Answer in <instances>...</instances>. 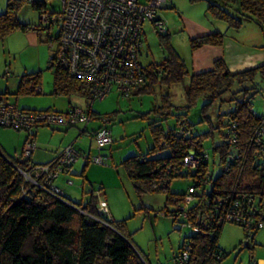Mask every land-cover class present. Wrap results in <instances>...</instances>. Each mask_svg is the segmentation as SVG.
<instances>
[{
	"label": "trees",
	"instance_id": "1",
	"mask_svg": "<svg viewBox=\"0 0 264 264\" xmlns=\"http://www.w3.org/2000/svg\"><path fill=\"white\" fill-rule=\"evenodd\" d=\"M198 1L203 0H189L190 3ZM205 1L210 19L223 23L227 30L237 31L244 22L259 30L264 27V0ZM22 2L37 11L39 18L42 13H50L46 12L45 0H6L4 12L0 14V41L14 30L21 33L50 30L49 25H42L39 19L36 26L19 22L16 11ZM161 34L156 33L160 37ZM166 37L164 35L160 43L164 48L161 63L142 67L146 82L131 94L152 93L161 87L165 90L160 97L161 104L151 111L154 119L147 125L153 147L144 155L123 159L119 167L138 198L145 194H164L166 205L172 206L171 210L162 211L164 217H170L174 223L179 219L182 226L191 229L192 234L178 249L180 253L188 248L184 264H220L224 254L218 247V239L224 223L241 227L244 238L250 241L259 229L258 224H264V133L255 136L264 118L253 113L250 102L257 93L253 85L255 77L264 79V61L255 68L230 74L217 58L209 70L194 73L187 69ZM50 38L45 42L49 43ZM223 39V33L212 32L190 38L188 45L193 52L202 47H220ZM46 69L52 70L54 96H78L89 101L84 113L89 121L96 118L90 110L93 101L89 99L87 83L71 78L59 68ZM39 74L21 76L12 95H38ZM175 85L183 87V107L170 103L168 90ZM4 98L0 95V104H7ZM199 99L203 101L200 122L206 121L208 130L193 134L186 113ZM217 101L226 108L225 111L218 108L213 124L206 114ZM112 117L96 118L101 122L98 128L104 126L109 130L106 124ZM167 118H173L174 125L163 131L160 122ZM98 128L91 132V137ZM231 130L236 136L234 145L228 143ZM81 133H85V129ZM214 133L219 137L218 143L213 142ZM208 138L211 166L216 164L219 168L215 176L203 148V141ZM161 150L167 154L155 157ZM189 153L196 162L194 169L183 164V158ZM86 157L90 156H85L80 177L89 164ZM28 159L7 157L0 151V264H146L125 233L123 221L111 219L107 207L98 202L94 193L89 194L84 204L72 203L63 195L55 198L24 183L20 172L28 173L38 166ZM182 167L187 170L185 177L192 178L191 184L184 193H169L168 183L180 177L177 171ZM201 181L206 184L202 185ZM185 197L190 198L187 203ZM100 205L106 208L107 214L98 210ZM230 215L242 217L243 223L226 220Z\"/></svg>",
	"mask_w": 264,
	"mask_h": 264
},
{
	"label": "rangeland",
	"instance_id": "2",
	"mask_svg": "<svg viewBox=\"0 0 264 264\" xmlns=\"http://www.w3.org/2000/svg\"><path fill=\"white\" fill-rule=\"evenodd\" d=\"M45 1L46 12H59L60 0ZM0 2L1 7H4L6 0H0ZM166 3L169 4V8L157 12V17L163 22L165 33H159L161 37L157 36L154 31H151L149 24H144V39L138 62L141 67L148 64H160L164 54V48L160 43L164 35H167L166 38L170 46L191 72L188 45V40L193 37L190 35L191 32L196 31L199 27L210 29L212 23L217 21L210 19L207 15L205 0L195 3H190L189 0H166ZM16 17L21 23L34 26L38 24L37 11L33 10L27 2L21 3L16 11ZM250 29L253 32H250ZM229 31L232 37L242 42L246 47L250 46L249 41H254V36L257 33L256 28L248 22H244L237 31ZM259 31L264 33V27ZM56 32L55 26L50 30L39 31V33L32 32L30 33L33 39L32 43L27 38L28 34L24 35L20 31L14 30L0 41V95L2 97L10 98L13 104L17 101L18 107L27 106L28 108H36V110L51 108L50 110L65 113L69 108L67 103L70 102L73 107L85 111L90 102L83 98L51 95L52 70L46 69L51 51L48 48V42L46 43L45 40L55 35ZM54 48L55 45L53 44L51 49L54 50ZM33 72H40L39 94L20 96L14 101V97L11 96H13L19 78L24 74ZM186 82L187 79L184 80V84ZM253 85L257 93L250 100L252 111L257 116L264 118V79L256 76ZM164 92V88L161 87L155 88L152 93L126 97L120 96L113 87L102 100L93 101L90 110L96 118L113 115L111 121L106 124L110 130L112 143L109 145L110 147L107 146L101 151L96 149L91 137V132L101 125L100 120H95L96 118L89 121L85 127L78 125L71 128H36L43 133V139L49 141L54 147L51 150L38 147L41 150L38 151L39 153L43 152L46 155L45 151H47L48 156H50L57 153L58 147L64 149L71 145L72 149L80 155L90 152L92 157L97 155L107 157L106 164L104 163L102 166L109 169L101 170V172L98 171L100 166L88 164L84 170V177H80L75 170L76 168L73 167L76 175H68L67 181H71L73 184L66 186V198L72 203L84 204L88 200L89 194L94 193L93 195L98 197L99 203L105 206L107 204L108 214L114 221H123L125 233L146 264H175L174 258L179 253V247L185 238L192 234L191 229L182 226L179 219L174 223L170 217H164L162 211L172 209V206L166 205L164 194H145L138 198L122 168L119 167V163L123 159L138 154L144 155L153 147L152 135L147 125L154 119L151 111L161 104L160 97ZM168 93L172 106L183 107L185 105L181 85L172 86ZM202 103L203 101L199 99L186 113V120L192 124L193 134H200L208 130L206 121L200 122ZM222 104L219 101L215 102L206 114L213 124L218 108L220 107V111H225L226 107ZM173 125V118H167L160 122L163 131ZM82 129H85V133H80ZM33 131H14L0 127V142H13L15 136L20 138L27 133L32 134ZM50 134H52L51 138ZM219 141V137L214 133L213 142L218 143ZM203 148L208 156V166L215 176L218 174L219 168L216 164L213 168L211 166L209 138L203 141ZM20 149L21 146L18 147L16 153L10 150L4 155L11 158L15 154L19 156ZM34 154L35 163L44 165L42 160L46 156L36 159ZM166 154V151L161 150L154 156L162 157ZM75 163H79L77 170H81L84 163L83 158H77ZM177 172L180 177L172 178L168 183V191L172 194L184 193L191 184L192 178L185 177L187 170L184 167ZM75 181H78L77 185L74 183ZM81 182L84 184L82 189L79 186ZM218 247L224 254L220 264H264V224L250 241L244 238L241 227L232 223H224L218 239Z\"/></svg>",
	"mask_w": 264,
	"mask_h": 264
},
{
	"label": "built area",
	"instance_id": "3",
	"mask_svg": "<svg viewBox=\"0 0 264 264\" xmlns=\"http://www.w3.org/2000/svg\"><path fill=\"white\" fill-rule=\"evenodd\" d=\"M168 8L166 0H60L59 12L42 13L39 18L42 25L57 29L48 43L51 54L47 67L59 68L71 78L87 83L91 101L102 100L113 87L120 96L128 97L146 82V73L138 62L144 39L143 26L149 24L151 31L164 33L157 12ZM53 44L54 50L51 49ZM88 122L89 117L78 107L70 106L65 113L26 112L9 104H0V126L4 128H71L85 126ZM263 133L264 122L255 136ZM92 140L98 151L112 143L111 134L104 126L94 132ZM235 142L236 136L231 130L228 143L234 145ZM34 150L35 142L29 137L22 145L20 157L27 159ZM78 157L71 147H66L52 162L35 166L28 173L20 172V175L24 183L60 198L62 194L53 181ZM86 158L89 164L96 166L103 165L106 160L100 155ZM183 164L189 169L195 168L192 153L183 158ZM200 183L206 184L205 181ZM189 200L185 197V203ZM98 210L107 214L103 205ZM226 220L244 221L242 217L232 215ZM261 226L260 223L257 227ZM187 255L186 247L177 255L176 263L184 264Z\"/></svg>",
	"mask_w": 264,
	"mask_h": 264
},
{
	"label": "crops",
	"instance_id": "4",
	"mask_svg": "<svg viewBox=\"0 0 264 264\" xmlns=\"http://www.w3.org/2000/svg\"><path fill=\"white\" fill-rule=\"evenodd\" d=\"M5 4H6V2H5ZM4 9H5V6L1 7V2H0V14L4 12ZM218 22L219 21L212 23V26L210 29L205 28V27L204 28L199 27L201 29L198 28V29H196V31L191 32L190 35L193 36L192 38L198 37L201 35H205L208 33H212V32H219V33L222 32L224 34L222 46H220V47H202V48L197 49L193 52H190V69L192 72L197 73V72H203V71L209 70L211 68L212 62L217 58H220L223 61V63L225 64V66H226V68L230 74L242 72V71L250 69V68H255V67H257L263 63V61H264V33L259 31V29L256 28L252 24L256 28L257 33L254 36V41H249L250 46L246 47L243 45L242 42H240L239 40L232 37V35H230V33H229L230 31L226 29V26L223 23H218ZM250 32H253V31L250 29ZM30 33H32V32H27V33H22V34H24V35L28 34L27 38H29L30 42L33 43L32 35ZM36 36H38V35L36 34ZM33 73H35V72H33ZM28 74H31V73H28ZM51 95H53L52 92H51ZM33 96H35V95H33ZM11 97L13 98L14 96H11ZM17 98L18 97H14L13 100L15 101V100H17ZM4 100H5L4 101L5 103H7L9 105H14L16 108L21 109V110L56 112L54 110H50L51 108L36 110V108H28L27 106H21V107L19 106L18 107L16 104L17 101H15V103L13 104L11 102V99L8 97H5ZM70 106H72V104H70V102H68L67 107H70ZM90 107H91V105H90ZM42 134L43 133L41 131L34 129L32 134L27 133L25 136L22 135V137H20V138L15 136L13 142H9V141L0 142V151L2 152L3 155L5 152H8L10 150H13V152L16 153V150H18V147L21 146V148H22V145L24 144L26 139L30 135H32L33 140L36 144V149L30 154L29 159H28L29 162L32 165H39V164L35 163V161L33 160V154L35 153L34 157L36 159H40V157L46 156L42 161L44 162V164L50 163L62 152L63 148L58 147L57 153L55 152L56 154L53 153L50 156H48L49 153H47V151H45L46 155H44L43 152L39 153L38 151H41V150H39L38 147H42V148L49 149V150L54 148L53 145L49 141H46L45 139H43ZM50 135H51L50 136V138H51L52 134H50ZM68 147L72 148L71 145ZM20 150H19V152H20ZM89 153L90 152L83 153L80 156L83 158V161H84L86 155L92 157ZM17 155L18 154H15L13 157L18 158L20 156V155L19 156H17ZM78 165H79V163L78 164L74 163V165L71 166L67 172L60 174L61 176L59 175L55 179V181H53V185L58 189V191L64 197H66V195H67V190L65 189L66 186L73 184V182L70 181L71 182L70 183L69 181H67V178L69 177L68 175H76L74 173L73 167L76 168L75 170L77 171V174H80L82 171L83 166H82L81 170H77ZM98 169H100L98 171L101 172V170H105V169H109V168H107L105 166H100V167H98ZM83 177H84V174H83ZM74 183L77 185L78 181H75ZM82 183L83 182H81L79 184L80 189H82V186L84 185ZM106 207H107V204H106ZM109 216L112 219L111 215H109Z\"/></svg>",
	"mask_w": 264,
	"mask_h": 264
}]
</instances>
